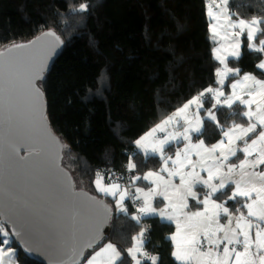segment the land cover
<instances>
[{
	"label": "trees",
	"instance_id": "16d2710c",
	"mask_svg": "<svg viewBox=\"0 0 264 264\" xmlns=\"http://www.w3.org/2000/svg\"><path fill=\"white\" fill-rule=\"evenodd\" d=\"M82 3L88 6L85 12L78 10ZM207 3L210 0H0V50L45 31L54 32L62 43L38 82L46 120L62 145L60 165L71 174L74 188L103 198L111 209L99 245H116L125 264H132L127 249L141 224L131 220L130 199L129 215L124 216L116 213L112 197L96 191V173L124 176L129 157L138 165L135 175L158 170L159 158L145 160L135 141L202 90L218 87ZM230 7L245 19L264 17V0H230ZM242 52L238 62L229 58V66L264 79L246 40ZM205 99V107H211L210 97ZM203 138L211 145L220 134L209 123ZM174 152L175 146L169 154ZM137 184L149 186L143 180ZM199 206L190 202L189 210ZM142 221L150 226L146 250L157 255L160 264H177L169 239L174 227L155 216ZM13 246L17 264H42Z\"/></svg>",
	"mask_w": 264,
	"mask_h": 264
},
{
	"label": "snow or ice",
	"instance_id": "6c2138e0",
	"mask_svg": "<svg viewBox=\"0 0 264 264\" xmlns=\"http://www.w3.org/2000/svg\"><path fill=\"white\" fill-rule=\"evenodd\" d=\"M206 7L214 44L212 57L219 64L215 70L218 87L202 90L135 141L145 160L159 158L158 170L132 175L127 184L120 177L113 179L114 174L105 183L98 171L94 184L102 196L112 197L117 213L124 216L129 215L125 201L131 199L136 205L131 220L138 225L146 216L174 223L176 230L169 239L177 264H264V79L242 72L239 66H229V58L237 62L242 58L246 40L248 52L256 54L255 68L264 74V17L245 19L231 10L230 0H210ZM87 8L82 3L78 10ZM44 37H52L55 46L60 43L54 32L48 31ZM36 44H16L7 52H23ZM52 50L8 59L0 52V99L5 91L21 89L45 129L44 94L37 81L44 79ZM205 97H210L211 107H205ZM209 123L220 134L211 145L203 138ZM46 134L51 138L50 132ZM173 146L175 152L169 154ZM137 168L135 157H129L126 170L135 173ZM176 178L179 183L173 182ZM140 180L151 186L140 187ZM83 195L93 208L89 230L83 243L74 244L69 259L61 264H125L116 245H99L111 209L95 197ZM158 196L165 202L163 208L154 206ZM190 199L202 208L189 211ZM146 232L142 227L132 237L127 249L132 264H160V258L145 248ZM20 236L14 224L9 231L0 220V264H17L13 238ZM87 249L92 251L85 257ZM24 250L32 251L27 244Z\"/></svg>",
	"mask_w": 264,
	"mask_h": 264
},
{
	"label": "water",
	"instance_id": "95a60500",
	"mask_svg": "<svg viewBox=\"0 0 264 264\" xmlns=\"http://www.w3.org/2000/svg\"><path fill=\"white\" fill-rule=\"evenodd\" d=\"M46 32L28 42L17 43L37 41L34 48L8 53L7 49L13 46L10 45L0 52H5L8 59L32 52L44 55L53 49L45 74L62 48L61 41L55 46L52 37H44ZM43 111L45 114L44 99ZM44 124L46 129L31 111L21 89L5 91L0 99V220L5 221L9 231L14 224L21 232L20 237L13 239L30 259L42 264H61L69 259L74 244L83 243L89 230L93 208L83 194L108 204L103 198L74 188L70 174L60 165L62 145L47 120ZM46 132L51 133V138ZM109 221L103 225L99 241L106 235ZM26 244L31 253L25 252Z\"/></svg>",
	"mask_w": 264,
	"mask_h": 264
},
{
	"label": "crops",
	"instance_id": "0c3cea01",
	"mask_svg": "<svg viewBox=\"0 0 264 264\" xmlns=\"http://www.w3.org/2000/svg\"><path fill=\"white\" fill-rule=\"evenodd\" d=\"M206 16H207V20H208V22H209V17H208V15H207V12H206ZM264 75V74H263ZM217 79V78H216ZM231 91V89L229 88V92ZM176 111V110H175ZM174 111V112H175ZM174 112H172V113H174ZM171 113V114H172ZM170 114V115H171ZM153 128V127H152ZM149 131V130H148ZM147 131V132H148ZM146 132V133H147ZM143 135H145V134H143ZM142 135V136H143ZM158 135H163L162 133L161 134H158ZM142 136H140V137H142ZM139 137V138H140ZM138 138V139H139ZM166 175V174H165ZM202 175H204L205 177H206V173H202ZM146 182V181H145ZM174 183H179V180H178V178H176L174 181H173ZM105 183H107V181H105ZM147 184H148V182H146ZM149 185V184H148ZM151 185H149L148 187H150ZM141 187V186H140ZM147 189V188H146ZM201 192L203 191V189L202 190H200ZM190 202H195V201H191V199H190ZM164 201H163V198L162 197H156L155 199H154V206H156V207H158V208H163L164 207ZM125 204H126V201H125ZM200 208H202V205H200L199 207H197V208H193L192 210H189V211H196L197 209H200ZM116 213H117V211H116ZM149 217H153V216H146V217H142V218H149ZM155 217H157L161 222H164V223H169V224H171L173 227H174V232H175V224L174 223H171V222H169V221H166V220H162L159 216H155ZM173 232V233H174ZM172 250H173V248H172ZM172 259L174 260V258L172 257ZM175 261V260H174ZM176 262V261H175ZM177 263V262H176ZM85 264H86V262H85Z\"/></svg>",
	"mask_w": 264,
	"mask_h": 264
},
{
	"label": "built area",
	"instance_id": "2783aa9c",
	"mask_svg": "<svg viewBox=\"0 0 264 264\" xmlns=\"http://www.w3.org/2000/svg\"><path fill=\"white\" fill-rule=\"evenodd\" d=\"M205 98H208V97H205ZM131 175L130 174H128V173H124V176H121L120 178H122V183H124V184H127L128 183V181H129V177H130ZM119 177V175H115L114 177H112L113 179H115V178H118ZM107 182H109V180H107ZM130 201V207L133 209V214H136V212H135V209H136V205L135 204H133V202H132V200L130 199L129 200ZM137 203H139V202H137ZM146 228L147 229V231L149 230V223L148 222H146V221H142L141 222V228ZM147 241V232H146V239H145V242Z\"/></svg>",
	"mask_w": 264,
	"mask_h": 264
},
{
	"label": "clouds",
	"instance_id": "9594fccd",
	"mask_svg": "<svg viewBox=\"0 0 264 264\" xmlns=\"http://www.w3.org/2000/svg\"><path fill=\"white\" fill-rule=\"evenodd\" d=\"M124 170H126V168H124ZM124 173H128V174H130L131 176H132V175H135L134 173H129L127 170H126ZM112 174H114V176H115V175H119V177H121V174L118 173V172H116V171H114V172H109V173H105V174H104V182L107 181V180H109V177H110ZM114 176H112V177H114ZM107 183H108V182H107Z\"/></svg>",
	"mask_w": 264,
	"mask_h": 264
},
{
	"label": "rangeland",
	"instance_id": "374dc122",
	"mask_svg": "<svg viewBox=\"0 0 264 264\" xmlns=\"http://www.w3.org/2000/svg\"><path fill=\"white\" fill-rule=\"evenodd\" d=\"M182 107V106H181ZM69 173V172H68ZM70 174V173H69ZM70 176H71V174H70ZM72 178V177H71Z\"/></svg>",
	"mask_w": 264,
	"mask_h": 264
},
{
	"label": "bare ground",
	"instance_id": "6f19581e",
	"mask_svg": "<svg viewBox=\"0 0 264 264\" xmlns=\"http://www.w3.org/2000/svg\"><path fill=\"white\" fill-rule=\"evenodd\" d=\"M82 190H84V189H82Z\"/></svg>",
	"mask_w": 264,
	"mask_h": 264
}]
</instances>
